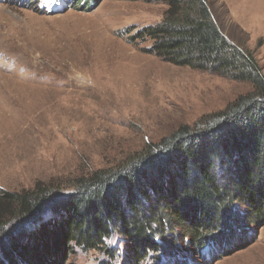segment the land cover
I'll return each instance as SVG.
<instances>
[{
  "label": "rangeland",
  "instance_id": "1",
  "mask_svg": "<svg viewBox=\"0 0 264 264\" xmlns=\"http://www.w3.org/2000/svg\"><path fill=\"white\" fill-rule=\"evenodd\" d=\"M208 1L223 36L252 55L264 74V0ZM167 10L164 3L103 0L78 12L57 0H0V195L39 183L67 191L79 178L118 168L252 92L250 83L228 73L149 53L150 40L132 42L161 24ZM254 231L240 249L200 253L189 245V261L264 264V226ZM110 244L113 258L73 247L63 264H137L125 237L115 235ZM183 246L178 243V262ZM160 257L143 264H173Z\"/></svg>",
  "mask_w": 264,
  "mask_h": 264
},
{
  "label": "trees",
  "instance_id": "2",
  "mask_svg": "<svg viewBox=\"0 0 264 264\" xmlns=\"http://www.w3.org/2000/svg\"><path fill=\"white\" fill-rule=\"evenodd\" d=\"M102 1L57 3L88 12ZM122 1L168 7L161 24L139 32L132 42L150 40L149 53L178 66L228 73L253 90L120 167L79 178L67 191L39 183L34 190L0 195V264H63L73 247L113 258L115 235L130 242L137 264L150 255L156 262L167 256L173 264H191L189 245L200 253L207 247L240 249L250 243L247 235L256 237L255 225L264 226V74L259 64L223 36L208 0ZM47 214L53 219L44 221ZM33 219L32 229H19ZM180 242L183 259L178 262Z\"/></svg>",
  "mask_w": 264,
  "mask_h": 264
}]
</instances>
